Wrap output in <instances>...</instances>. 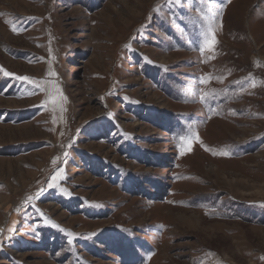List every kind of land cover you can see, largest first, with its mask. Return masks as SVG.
Wrapping results in <instances>:
<instances>
[{
    "label": "rangeland",
    "instance_id": "1",
    "mask_svg": "<svg viewBox=\"0 0 264 264\" xmlns=\"http://www.w3.org/2000/svg\"><path fill=\"white\" fill-rule=\"evenodd\" d=\"M0 68V264H264V0H0Z\"/></svg>",
    "mask_w": 264,
    "mask_h": 264
},
{
    "label": "snow or ice",
    "instance_id": "2",
    "mask_svg": "<svg viewBox=\"0 0 264 264\" xmlns=\"http://www.w3.org/2000/svg\"><path fill=\"white\" fill-rule=\"evenodd\" d=\"M201 19H203V17H201ZM216 43H218V41H216L215 39V32L214 30L209 27L204 33H203V39L201 42V45L199 47V51L200 53L203 55L205 51L211 52L213 53V56L210 58H214V53H215V45ZM0 72H3L4 75H10L9 73H7L6 71H4L2 68H0ZM50 75H55V73H50ZM16 79L18 80H24L27 81L28 83H31L37 87H40L43 83H45V81H37L34 80L32 78L29 77H16ZM210 77H203L199 82L200 83H205L206 81L210 80ZM255 85H253L254 87ZM43 90V89H42ZM56 93L59 94L61 99L66 100L65 97L62 96V92H60V90L58 88L55 89ZM208 93H205L204 96H207ZM47 103V102H45ZM176 140L177 143V148L180 152L181 155L185 154L186 151H190L191 150V145L193 142V139L198 140V136H195L194 134L192 135H186V136H178L176 138H174ZM205 150H209V149H205ZM213 154H216L215 152H213ZM221 155H227V152L221 150L220 152ZM53 163L55 164L56 161L54 160ZM56 177H53V180H55ZM2 231V230H0ZM9 232L12 231L11 228L8 229ZM71 235V234H69Z\"/></svg>",
    "mask_w": 264,
    "mask_h": 264
}]
</instances>
